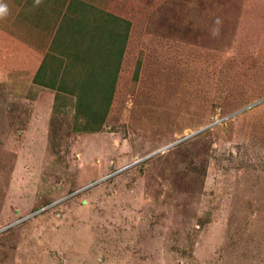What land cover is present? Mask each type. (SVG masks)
I'll use <instances>...</instances> for the list:
<instances>
[{
    "label": "rangeland",
    "instance_id": "1",
    "mask_svg": "<svg viewBox=\"0 0 264 264\" xmlns=\"http://www.w3.org/2000/svg\"><path fill=\"white\" fill-rule=\"evenodd\" d=\"M9 2L24 48L0 37V264H264V0H83L51 49L60 1ZM111 16L130 23L119 66L94 36ZM45 50L90 86L84 118L33 83ZM103 63L114 93L84 131Z\"/></svg>",
    "mask_w": 264,
    "mask_h": 264
},
{
    "label": "trees",
    "instance_id": "2",
    "mask_svg": "<svg viewBox=\"0 0 264 264\" xmlns=\"http://www.w3.org/2000/svg\"><path fill=\"white\" fill-rule=\"evenodd\" d=\"M104 21H106L108 26L106 25L105 27L103 26L102 28H100L99 25L96 24L95 28L97 31L94 34V36L97 39L98 36L102 37V35L98 31L101 30L103 32H106L105 33L106 40H107V42H109L108 48L109 49L113 48V49H112V51H109L106 54H104V56L107 58H110V56L117 55V57H118L117 65L119 66L120 58L123 55V51H124V48L126 46V40L128 37V31H129L130 23L128 21L118 19L117 17H113V16H111V20L108 19V20H104ZM116 23H117V26H116ZM85 48H84L85 50L83 49V56H87V54H88V53H84V51L87 52V47H85ZM113 50H115V52ZM46 58H44L42 64L38 68V70L34 76L33 83L37 84L39 86H42L46 89H49L51 91H58V92L66 93L70 96L75 97L77 112L82 117L83 112H84L83 109L86 106L94 107L91 103H89L87 101L88 97H87V99L84 98L85 96H88V93H90L88 91H85V90H87L85 88L89 89L90 86L88 87V85H85V87H80V89H82V90H79L78 86L80 84L77 80H75V81L73 80L71 86H69L70 85V84H68L69 82L67 80H64V78L60 76L61 69L64 67L63 66L64 60L55 58L53 61L48 63L46 61ZM84 59L85 58H83V62H84ZM87 66H88L87 69L91 70L90 67H93L94 64L92 66H90L88 64ZM96 66H97V64H96ZM102 66H104V67L102 70H99L102 72V73L100 72L99 75L101 77H103L102 79H103V81H106V83L102 82V83H104V86L101 85V88L103 86V88L105 87V89L107 91L105 93L106 99H105V106L103 109L102 117H100L98 122L97 121L95 122L97 124H96V127H94L93 129H88L87 126L83 125V126H85V127H83L84 131H90L91 132V131H98L99 130V128L102 126V123L104 121L106 114L108 113L110 103L112 100V96L114 93V86H115V82H116V75H117V71H118V66H117L115 73L112 72L111 74L107 73V71H106V70H109V68H107V63H103ZM65 70H66V72L71 71L70 68L69 69L67 68ZM89 77H90V79H92L91 75ZM95 78H97V77H94V79ZM93 91L94 90H91V92H93ZM96 94L97 93L93 92V96H95ZM82 100H83V102H82ZM89 109L90 108L86 109L87 112L84 114L89 113L91 115V113H92V115H93L94 113H96V112H93V110H91V112H89ZM82 118H84V117H82Z\"/></svg>",
    "mask_w": 264,
    "mask_h": 264
},
{
    "label": "crops",
    "instance_id": "3",
    "mask_svg": "<svg viewBox=\"0 0 264 264\" xmlns=\"http://www.w3.org/2000/svg\"><path fill=\"white\" fill-rule=\"evenodd\" d=\"M10 0H0V6L2 5V3H3V5H13V3H11V2H9ZM56 1V0H55ZM60 1V4L59 3H57L60 7H62L63 9L61 10L60 9V7L59 6H56V7H52L51 5V8H53V10L49 13V16H50V19H51V26H50V29L48 30V31H52V35L51 36H49L50 38H48V43H47V49H51L52 48V46L53 45H51V43H52V41L55 39V33L57 32V27H59L60 25H61V23H62V21H63V17H66V15H69V13H70V11L68 12L67 11V8H70V7H72L71 8V12H73V13H75V16H73L72 18H71V20L70 19H68L67 17V19H68V21H69V23H72L75 19H76V17L78 16V12H79V10L80 9H82L83 8V0H59ZM73 1H76V2H79V3H81V4H79V7H78V10H77V6L78 5H76L75 7L72 5V3H73ZM14 5H17V7L19 8V9H21L22 7H23V1H21L20 2V4L18 5V4H16V3H14ZM3 7V6H2ZM5 11H7L8 13H9V11L8 10H6L5 9ZM10 11H11V13L13 14V16H19L22 12H19L18 11V9L16 8V7H14L13 9H10ZM43 11V10H42ZM3 13V12H2ZM2 13H0V15L2 14ZM80 17V16H79ZM79 17H78V19H79ZM12 21H13V19H11V20H8V18L6 19V20H2L1 18H0V37L2 36V35H4L5 36V38L4 37H1V39H3V40H6V39H8V40H12L13 42H15V44L17 43V47H16V45H15V47L16 48H24V44H23V41H20V38H21V36H20V32L21 31H23L24 30V26L22 27L21 25H19V26H12ZM46 21V20H45ZM8 26H12L11 28H14V29H11V31L13 30V31H15V35L13 36L12 34H8V33H10L9 32V29H8ZM5 30V31H4ZM1 31L3 32V33H1ZM19 32V33H18ZM13 33V32H12ZM8 37V38H7ZM6 47H7V45L6 44H4ZM3 45V46H4ZM17 50V49H16ZM47 50H45L44 51V53L42 52V51H37L36 53L38 54V55H40L38 52H40V53H42L43 54V57H42V59H41V62H43V60H44V58H46L47 57V55L48 54H50V51L48 52V54H46L47 52H46ZM63 51V50H62ZM61 50H59V52H52V55L55 57V58H58V59H64V56H62V52ZM64 54V53H63ZM37 70L38 69H36V71H35V73H34V75L33 76H35V74H36V72H37ZM33 79H34V77H33ZM37 84H35V86H36ZM38 87H41V89H46V88H44V87H42V86H39V85H37ZM47 90H49V89H47ZM49 91H51V90H49ZM42 94V95H41ZM43 96V91H41L40 90V93H39V98L41 97V96Z\"/></svg>",
    "mask_w": 264,
    "mask_h": 264
},
{
    "label": "clouds",
    "instance_id": "4",
    "mask_svg": "<svg viewBox=\"0 0 264 264\" xmlns=\"http://www.w3.org/2000/svg\"><path fill=\"white\" fill-rule=\"evenodd\" d=\"M4 11V8L2 6H0V12Z\"/></svg>",
    "mask_w": 264,
    "mask_h": 264
},
{
    "label": "water",
    "instance_id": "5",
    "mask_svg": "<svg viewBox=\"0 0 264 264\" xmlns=\"http://www.w3.org/2000/svg\"><path fill=\"white\" fill-rule=\"evenodd\" d=\"M198 133V132H197Z\"/></svg>",
    "mask_w": 264,
    "mask_h": 264
}]
</instances>
